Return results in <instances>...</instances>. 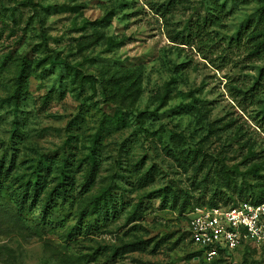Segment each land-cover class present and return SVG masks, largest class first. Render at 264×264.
Masks as SVG:
<instances>
[{
  "label": "rangeland",
  "instance_id": "rangeland-1",
  "mask_svg": "<svg viewBox=\"0 0 264 264\" xmlns=\"http://www.w3.org/2000/svg\"><path fill=\"white\" fill-rule=\"evenodd\" d=\"M260 198L264 0H0V264H264L186 233Z\"/></svg>",
  "mask_w": 264,
  "mask_h": 264
},
{
  "label": "built area",
  "instance_id": "built-area-1",
  "mask_svg": "<svg viewBox=\"0 0 264 264\" xmlns=\"http://www.w3.org/2000/svg\"><path fill=\"white\" fill-rule=\"evenodd\" d=\"M187 230L194 251L208 261L250 246L264 257V201L229 206H202L189 217Z\"/></svg>",
  "mask_w": 264,
  "mask_h": 264
},
{
  "label": "trees",
  "instance_id": "trees-1",
  "mask_svg": "<svg viewBox=\"0 0 264 264\" xmlns=\"http://www.w3.org/2000/svg\"><path fill=\"white\" fill-rule=\"evenodd\" d=\"M203 21L205 22L206 20H203ZM22 73H23V67L21 66V69H20V72H19V77L22 76ZM146 176H147V174L145 173L141 178L143 179ZM90 181H91V178L90 179L87 178V183L85 184V187L84 188H86V187L89 186ZM32 188H33V195L38 196L39 195V187L37 186V184H34ZM61 188H62L61 192H63V191H65L66 186L65 185H62ZM27 191H28V188L24 189L23 194H22V197L23 198H27V194H26ZM262 201H264V198H260V199H257L255 201H251V203L257 204V203H260ZM217 205H219V204L212 203V204L207 205V206H217ZM222 206H229V205L228 204H222ZM186 233H187L188 238H189V234H188V230L187 229H186ZM244 247H248V246H244ZM194 253H196L197 256H199V253L198 252L194 251ZM221 258H218V259H221Z\"/></svg>",
  "mask_w": 264,
  "mask_h": 264
}]
</instances>
